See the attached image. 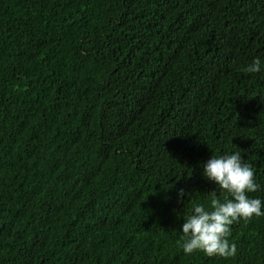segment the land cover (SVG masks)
<instances>
[{
  "label": "trees",
  "instance_id": "obj_1",
  "mask_svg": "<svg viewBox=\"0 0 264 264\" xmlns=\"http://www.w3.org/2000/svg\"><path fill=\"white\" fill-rule=\"evenodd\" d=\"M256 57L264 0H0V264H264V216L235 257L180 246L211 155L264 200Z\"/></svg>",
  "mask_w": 264,
  "mask_h": 264
},
{
  "label": "clouds",
  "instance_id": "obj_2",
  "mask_svg": "<svg viewBox=\"0 0 264 264\" xmlns=\"http://www.w3.org/2000/svg\"><path fill=\"white\" fill-rule=\"evenodd\" d=\"M249 74L264 75V61L254 58L244 69ZM202 175L216 185L222 198L215 190L205 203H193L188 214L183 216L181 248L188 256L201 252L207 257L228 259L237 255L236 244L230 242L231 225L240 220H250L253 216H264V200L249 194L260 189L255 172L242 158L241 152L231 151L222 155H211L202 164ZM185 193L179 189L178 202Z\"/></svg>",
  "mask_w": 264,
  "mask_h": 264
}]
</instances>
